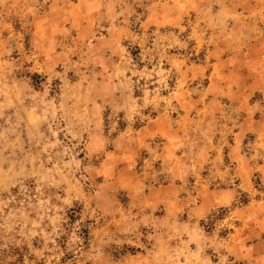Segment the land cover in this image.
I'll return each instance as SVG.
<instances>
[{
  "label": "rangeland",
  "instance_id": "obj_1",
  "mask_svg": "<svg viewBox=\"0 0 264 264\" xmlns=\"http://www.w3.org/2000/svg\"><path fill=\"white\" fill-rule=\"evenodd\" d=\"M205 1L0 0L2 249L23 264H263L264 235L242 237L264 202V0ZM93 82L129 85L137 117L107 109L91 133ZM153 121L171 135L155 152L121 148L127 123L129 138ZM245 130L248 182L228 154Z\"/></svg>",
  "mask_w": 264,
  "mask_h": 264
},
{
  "label": "crops",
  "instance_id": "obj_2",
  "mask_svg": "<svg viewBox=\"0 0 264 264\" xmlns=\"http://www.w3.org/2000/svg\"><path fill=\"white\" fill-rule=\"evenodd\" d=\"M208 1L209 0L205 1V4H207ZM164 11H166V10H164ZM175 11H176V9H175ZM154 12L155 11L153 10L151 12V14L148 15L145 22L142 24V25H144V27H143L144 29L152 27V25L154 23L153 22V17L155 15ZM186 13H187L186 7L183 10H182V8H179V10L173 14V15H175V17H177V18H175L173 23L178 22L179 19H181V17L183 15H185ZM162 22H165V21H162ZM162 22H161V25H164ZM171 24H172V21L166 20L165 25L168 26ZM93 83H94L93 84V87H94L93 92L94 93L90 92V94L86 96V101L93 104V113H94V117L96 119L95 124H97V125L91 127V133L98 135V134L103 132V121H104L105 111L107 109H113V111H117V113H121L123 116V119H127L128 121L137 115V113L139 111L140 103H138V101L135 99L134 95L131 94L129 85L127 86L124 82H93ZM120 85H123V87L121 88V90H118L117 88L120 89ZM113 87L116 88L115 93L113 92V90H114ZM155 123H154V121L152 123L151 122L145 123V125H142L141 127H139L137 129V131L133 134V137L129 136V138L124 136V135H128V132H131L130 124L127 123L128 126H127V129H125V133L122 135H119V137H118L119 143H120L119 145H121V148L123 147V149L125 151H128V148H126V147L131 146L132 148H130V149H131L134 157H136V158L139 154H141L140 152H143V151H148L149 153L155 152L154 151L155 148L153 146L154 140L157 139V137H161V136H163L164 138H166L165 137L166 135L171 136L170 132L166 133L165 130L159 129V126ZM245 133H247L246 130L243 132V134H241L239 136V141H235V143L233 145H231V150L228 152V154L230 156H232L234 161H236L235 171L238 172L236 174L239 175V177L241 178V181H244V182L247 181L248 182L249 179L251 178L252 164H251L250 160H248L246 157H244L242 155V153L240 152L241 143L244 140L243 136H245ZM129 141H133V143L135 142V145L129 143ZM167 149L170 150V147L168 146ZM175 150H176V148H173L172 151H175ZM165 151H166V149H163L161 154H165ZM171 152L167 156H164L166 159V161H165L166 163H169V162H171V160H174V159H172ZM132 153H130V154H132ZM136 154H138V155L136 156ZM216 157H218V156H216ZM176 161H178V159ZM217 166L221 167L222 164L217 163ZM182 169H184V167H182ZM225 176H226V174L224 173L219 177L222 180H227ZM233 177L234 176H231V178H233ZM180 178H182V177H180ZM262 179L264 180V176L262 177ZM216 193L218 194V197H219L218 203H216V201H214V202L212 201L211 202L212 204H210V205H214V204L215 205L218 204L219 206L229 205L239 194L238 189L231 188V187H228L227 189H223L219 192L216 191ZM261 203L262 202H259V204L257 206H254L253 208L249 209V211H252V215H251L250 220H248V223L249 222L255 223V226L252 227L250 229V231L246 232L243 235L242 241L244 242V244H243L244 246L246 245V243H248L249 239H251L253 237L260 238L264 235V202H263V204H261ZM210 205H207L206 207L209 208ZM244 219L246 222L247 221L246 215L244 216ZM241 230H244V229L242 228ZM262 259H264V254L261 257V260ZM262 263L264 264L263 260H262Z\"/></svg>",
  "mask_w": 264,
  "mask_h": 264
},
{
  "label": "trees",
  "instance_id": "obj_3",
  "mask_svg": "<svg viewBox=\"0 0 264 264\" xmlns=\"http://www.w3.org/2000/svg\"><path fill=\"white\" fill-rule=\"evenodd\" d=\"M23 248L24 250H27V248ZM24 256V253H22L19 248L13 245L9 246L8 249H2L0 247V264H23ZM13 257L17 258H15V260H11Z\"/></svg>",
  "mask_w": 264,
  "mask_h": 264
}]
</instances>
